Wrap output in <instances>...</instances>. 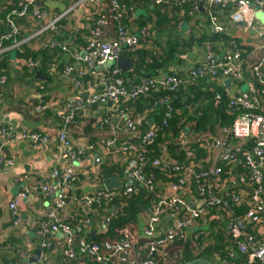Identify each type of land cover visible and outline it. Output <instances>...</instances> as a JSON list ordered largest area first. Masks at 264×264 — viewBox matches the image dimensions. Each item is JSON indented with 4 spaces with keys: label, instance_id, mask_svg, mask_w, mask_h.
I'll return each instance as SVG.
<instances>
[{
    "label": "built area",
    "instance_id": "built-area-1",
    "mask_svg": "<svg viewBox=\"0 0 264 264\" xmlns=\"http://www.w3.org/2000/svg\"><path fill=\"white\" fill-rule=\"evenodd\" d=\"M188 1L190 0H153L150 9H153V6L161 8L162 11L173 7L180 8ZM191 1L193 2L188 10V16H196L200 8L208 9L207 29L213 35L224 34V25L218 14L211 12V9H221L230 2L234 3L236 11L232 14L231 20L241 24L244 30L253 29L252 21L256 10L264 12V0ZM77 8H83L85 16L94 22L88 29L89 38L86 47L83 50H70L66 44L55 40L49 47L60 48L72 61L71 64L67 62L63 66L64 74L77 72L79 77L92 75L98 78L100 89L78 101L68 102L62 109L57 110L60 128L54 141L61 147L63 165L53 168L47 180L41 185L25 186L17 199L9 202L8 211L12 226L16 228L22 224L18 210L19 201L35 192L48 200V206L40 213L37 223V236L40 238L38 248L42 249L41 262L57 264L51 256L48 257L50 260H47L43 256V250L54 254L56 250L52 249V244L46 239L50 235H58L59 254L62 260L68 263L82 264L85 259L89 264H160L166 261L174 262L176 257L171 255L174 250L173 244L185 241L188 230L197 226L198 221L207 215V207H217L226 213L224 221L226 230L235 241L238 252L247 255L249 264H264V246L256 245L253 236L247 232L248 226L256 228L264 223V115L259 114L264 113V32L258 34L262 40L259 47L262 56L250 69V80L244 79L245 63L240 51H229L221 56L207 51L204 57L196 62H189L186 55H181L182 64L176 66L178 68L174 71L170 70L172 74H158L126 86L121 77L122 71L115 65L116 60L123 49L133 50L142 43L151 46L153 37L149 33V28H130L122 24L125 18L131 22L136 16L134 7L128 8L127 11L119 0H78L64 14ZM61 17L46 23L33 36L23 37L18 25L19 19H29L33 22L45 21L47 18V14L35 5V0H25L19 9L12 10L5 17L4 25L7 33L0 38V60L5 50L2 47L3 42L11 43L9 49H19L32 37L47 31L55 33ZM183 25L184 23L180 22L176 27L177 30H184ZM185 30L186 36H189L196 29L192 28V24H188ZM19 36L21 39L17 40ZM82 53H84L83 57ZM25 63L30 69L39 67L38 61L28 60ZM57 65L53 63L51 68L55 70ZM99 69L103 71L98 73ZM206 78L222 84L226 80L246 83L244 91L227 94L228 105L231 108L241 109L243 113L234 119L229 128L218 129L215 138L210 134L193 136L187 134L185 130L181 131L172 141L168 140L160 145L157 158L150 159L148 148L155 142L158 134L167 127L168 121L175 112L173 100L168 96L158 98L153 101L148 113L138 117H131L130 114L120 110L118 105L142 96L150 97L152 93L159 91L175 92L180 86ZM6 82L7 77L0 68V102L3 98L1 89ZM215 99L218 102L221 97L217 95ZM107 105H111L110 112L121 119V131L127 134L125 135L129 142L117 146L115 141H108L98 147L106 157L112 155L114 149L115 152L120 151L129 160L123 173L125 181L123 194H132L135 186L138 185L147 191H153L154 173L146 174L148 167L161 173H174L182 177L176 182L165 184L157 202L146 215L141 216L137 229L124 228L120 230L118 240L104 241L101 246H97L86 243L83 237L76 238L74 230L66 221L70 214L77 215L82 218L86 228L91 227L95 208L101 209L104 201L113 202L121 193L118 189L107 191L103 188L87 195L71 194L80 172L83 173L87 183L97 176L98 171L92 168V161L87 155V152L97 146L88 143L75 144L68 129L74 123L78 111L92 106ZM160 107L164 112L161 124L157 126L153 124L150 116ZM45 109L46 106L34 108L36 111ZM146 120L148 123L150 121L149 128L140 134ZM108 122L104 119L99 126ZM0 136L4 141L27 140L33 144H46L51 141L47 134L26 130L15 132L7 127L0 128ZM136 137L139 138V144L131 142ZM192 142L199 144V147L206 152L207 158L208 154L211 157L208 172L196 173L200 165L191 161ZM171 144H177L184 152L185 163H179L170 156ZM238 156L243 159L246 173H235L226 178L222 184L215 183V180L201 182L207 174L215 179L219 178L222 168L234 172ZM6 163L10 165L12 162L8 160ZM199 163L201 164V161ZM192 178H195L198 184L195 189L196 196L190 189ZM243 203L246 206L245 212L236 216L235 209ZM107 223L108 219L101 215L97 229L105 230ZM26 263L24 259L21 264Z\"/></svg>",
    "mask_w": 264,
    "mask_h": 264
},
{
    "label": "trees",
    "instance_id": "trees-1",
    "mask_svg": "<svg viewBox=\"0 0 264 264\" xmlns=\"http://www.w3.org/2000/svg\"><path fill=\"white\" fill-rule=\"evenodd\" d=\"M73 3L78 0H71ZM121 4L126 8L137 7L135 5L139 4V0H119ZM193 1H188L182 7L162 11L161 8L150 9V7H145V14L138 16L134 21L129 22L128 18L122 21V24L127 25L130 28H142L148 27L152 41L154 45L146 46L142 43L138 48L133 50L123 49L120 52L124 58H129L132 60L131 71L122 73L121 77L124 80L126 86H131L140 82L141 79L155 77L158 74H172L170 68L178 66L181 55H187L189 52L194 50L195 47L201 48L203 50H209V52L217 55L219 52L217 45L220 43L226 44L229 41L224 34L213 35L207 30L208 25V9H203L198 11L196 16H188V10L191 8ZM25 3V0H9L8 4H5L0 10V32L1 34H6L7 29L4 25L5 17L12 11L19 9V7ZM38 3L37 1L35 2ZM135 3V4H134ZM35 4V5H36ZM134 4V6H132ZM37 6V5H36ZM144 6V5H143ZM38 7V6H37ZM235 7L234 3H228L225 7L219 9H211V12H216L218 16L228 15L233 11ZM220 10V11H219ZM183 22L186 25L192 24V33L187 37L176 35L177 25ZM93 21H90V25H93ZM165 34V41L157 42L154 37L156 34ZM59 34V33H58ZM154 35V36H153ZM150 37V38H151ZM52 38L55 41L63 43L64 41L57 35V32L52 33ZM89 38V31L83 29L78 32L74 37L72 36V43L81 46L84 49L87 45ZM20 40L21 37H17ZM5 46L11 45L10 42H5ZM236 50L240 51L239 46L236 45ZM241 52V51H240ZM19 58L25 61L32 60L38 61L39 67L31 69L30 77L34 78L36 73L46 74V71L53 63L58 64L55 71L62 72L63 66L72 61L69 59L68 55L64 54L60 48L46 47L39 51L38 53H33L27 50L25 47H21L19 52L16 53ZM245 54H242V59ZM6 62L3 56L0 60V68L4 70ZM4 67V68H3ZM47 75V74H46ZM85 78V79H84ZM87 80L91 82L89 76H84L80 78L81 80ZM202 79L194 82H190L188 85L180 86L175 92L169 91H159L152 93L150 97H139L136 99L128 100L125 103H120L118 108L125 113L130 114L131 117H138L148 113L153 101L158 98L168 96L173 100V117L168 121L167 127L158 134L157 139L148 148V157L150 159H155L158 157L159 147L166 141H172L176 138L181 131H187V134L195 135H205L210 134L214 138L216 137L218 129L229 128L232 125L234 119L243 113L239 108H231L228 105L227 89L218 81ZM259 89V87H257ZM221 97L220 101H216V96ZM163 108H159L150 118L153 120V124L159 126L163 118ZM259 113V112H257ZM259 114L264 115L263 112ZM106 126V125H105ZM92 127V125H91ZM98 128V124L95 128ZM94 128V126H93ZM149 128V123L147 120L143 124L140 134L144 130ZM200 136V135H199ZM128 141L119 143L118 145H124ZM133 144H139V138L136 137L131 141ZM117 145V144H116ZM117 145V146H118ZM190 150L192 151L191 161L196 165H200L196 169V173H204L209 171L210 163L207 161L206 152L199 147L197 142H192L190 144ZM170 156L179 163H185V154L180 150L177 144H171L169 147ZM117 159H112L108 156V160L98 167V174L96 176L97 180L101 182L104 178L115 177L121 184V188L118 192L121 195L115 199L113 202H105L103 204L102 216L108 219V223L105 230H99L95 227L86 228L82 222V218L79 216H74L68 219L66 222L74 230V236L76 238L83 237L86 243L101 246L104 241H116L119 237L120 230L124 228L137 229L140 225L141 216L146 215L148 211L157 202L158 196L163 192L165 184L169 182H176L182 176L178 174H166L161 173L159 170L147 168L146 174L150 172L154 173V189L153 191H147L141 186H135L134 192L132 194H123L124 190V168L128 163L126 156L120 151L115 152ZM107 158V157H106ZM199 161H203L201 164ZM204 162H206L204 164ZM199 163V164H198ZM237 165L234 172H229L228 168H222V173L219 178H214L209 174L206 175L201 182H211L215 180V183L222 184V182L233 176L235 173L242 174L246 173L244 168V162L241 156H238ZM223 167V166H221ZM264 176V171H263ZM195 178L190 180V189L195 194V189L197 183ZM245 203L241 204L235 209V215L240 216L245 212ZM207 215L203 218L210 223V230L204 232L197 238L191 240L185 239L184 242H175L173 244L174 250L171 252L172 256H175V261L161 262L160 264H184L194 260H203L210 264H249L248 257L245 254L238 252L235 241L227 233L226 227L223 226L225 221V211L217 207H207ZM218 216L217 219L211 220V216ZM203 219H200L198 223H201ZM264 223L260 224L259 227H263ZM214 228H220L221 230L214 231ZM94 235L89 238L90 233ZM248 233H254V228L248 226ZM255 235V234H253ZM10 244H15L14 240ZM4 246L0 245V264H21L23 260L16 259L15 257L3 256L1 251ZM13 250H19L20 246L15 245L12 247ZM46 251V257L52 256L48 250ZM60 254L55 256L54 261L57 264H78V262H70L62 260ZM48 261H43L41 264H47ZM27 264V263H26ZM82 264H89L87 260L84 259Z\"/></svg>",
    "mask_w": 264,
    "mask_h": 264
},
{
    "label": "crops",
    "instance_id": "crops-1",
    "mask_svg": "<svg viewBox=\"0 0 264 264\" xmlns=\"http://www.w3.org/2000/svg\"><path fill=\"white\" fill-rule=\"evenodd\" d=\"M8 3L9 0H0V10ZM152 3L153 0H139V4L135 5L137 7L134 8L136 18L140 16L137 15L138 10L145 11V7H150ZM36 5L47 14V18L45 21L33 22L29 19H19L18 25L21 28L20 31L23 37L33 36L46 23L57 17H61L73 5V1L38 0ZM154 8L156 7L153 6ZM200 11H202V8H200ZM235 11L236 6L228 15H222L219 12V18L224 25V35L229 38V41L226 44L213 45V47L218 46L219 52L216 56H221L226 52L236 50V45L239 46L242 54H245V56L243 55L245 63L244 79L247 81L251 78L250 69L259 62L262 56V51L259 49L262 40L258 37V34L264 32V12L256 10L252 21L253 29L244 30L241 24H236L231 20V16ZM84 13L83 8H77L68 14H64L58 21L57 35L60 36L64 41L63 43L70 50H83L81 46L72 43L71 40H73L72 36L74 37L83 29L88 30L91 26V18L86 17ZM175 33L183 38L188 37L185 34V29L178 31L176 28ZM1 37L2 34L0 32ZM154 39L157 42H163L166 37L165 34L159 33L156 34ZM52 41V33L47 31L39 36L32 37L23 47L33 53H38L42 49L49 47ZM4 44L5 42L2 43V47L5 49L3 59L6 65L5 68L3 67V73L7 77V82L1 89L3 98L0 102V128L7 127L15 132L26 130L47 134L51 139L46 144H33L27 140L4 141L0 136V245L4 246L1 253L3 256L23 260L32 257L34 251L38 248L40 238L37 236V223L40 219V213L45 211L48 206V200L35 192L30 194L26 199L20 200L18 210L22 224L16 228L11 224L8 204L17 199L25 186L41 185L47 180L48 174L53 168H59L63 165L61 147L54 141V137L60 128V120L56 112L58 109H62L68 102L78 101V99L84 96L99 91L100 85L98 78L92 75L87 74L91 82L83 79L80 81L82 77H79L77 72L66 75L63 72L53 70L51 67L46 71L47 75L39 74L32 78L30 77L31 69L26 67V61L16 56L20 48L9 49ZM154 44V41H152L151 45L153 46ZM207 51L209 50L195 47L186 57L189 62H196L202 59ZM178 67H172L170 70L174 71ZM102 71L103 69H99L97 72L101 73ZM245 86L246 83L232 82L226 87L227 93L235 94L238 91H244ZM39 106H46V109L43 111L34 110L35 107ZM110 108L112 106L107 105L104 107L92 106L80 110L75 115L74 123L68 129L75 144L88 143L97 146L90 152H87L92 161V168H95L97 171L98 167L108 160V156L106 158L98 147L99 145L108 141H115L117 145L128 141L121 131V119L111 113ZM104 119L109 121L106 123V127L103 129L105 125H98L99 127L95 128ZM112 152L110 156L114 159L116 156L115 150L113 149ZM95 155L101 161L97 165H94ZM207 159V162L212 161L209 154ZM8 160L12 162L10 165L6 163ZM84 179L83 173L80 172L74 184V189L71 192L72 195H87L103 189V180L99 182L94 177L90 180V183H87ZM102 211V208L99 210L95 208L92 216V227L97 228ZM74 216L70 214L69 219ZM217 218L218 216L215 215L211 216L210 219ZM209 224L206 218L203 219L197 226L188 230L186 239L191 240L207 232L210 230ZM223 226L226 227V224L223 223ZM218 229L221 230L220 228H214V231ZM253 234L251 233L256 245L264 246V226L257 228L256 233L254 228ZM59 238L58 235H50L46 239L52 244V249L56 250L54 254H51L53 260L59 254ZM13 240L15 244H10ZM15 245L20 246L19 250H13L12 247H15ZM45 253L44 249L43 256L48 260L49 258L48 256L46 257ZM41 260L36 264H40Z\"/></svg>",
    "mask_w": 264,
    "mask_h": 264
},
{
    "label": "water",
    "instance_id": "water-1",
    "mask_svg": "<svg viewBox=\"0 0 264 264\" xmlns=\"http://www.w3.org/2000/svg\"><path fill=\"white\" fill-rule=\"evenodd\" d=\"M201 6V4H200ZM264 41V39H263ZM82 57L84 56V53H82L81 55ZM115 65L122 71V73H126L128 71H131L132 68V60L129 58H124L122 55H119ZM36 75H39V72L36 73ZM37 78V77H36ZM209 81V80H208ZM232 83L231 80H226L224 81L223 85L225 87H228V85H230ZM150 123V121H149ZM100 159L98 158L97 155L94 156V165H97L98 163H100ZM103 188L107 191L112 190V189H120L121 188V184L117 181V179L115 177H108V178H104L103 179ZM94 235V233H90L88 235L89 238H91ZM42 257V249L41 248H37L34 251V254L32 257L26 259L27 264H36L39 262V260ZM184 264H210L206 261L203 260H194V261H190Z\"/></svg>",
    "mask_w": 264,
    "mask_h": 264
},
{
    "label": "rangeland",
    "instance_id": "rangeland-1",
    "mask_svg": "<svg viewBox=\"0 0 264 264\" xmlns=\"http://www.w3.org/2000/svg\"><path fill=\"white\" fill-rule=\"evenodd\" d=\"M36 1L38 2V0H35V2H36ZM38 8H39V7H38ZM143 14H145V11H143V10H138V11H137V15H143ZM186 27H187V25L184 23V25H183V29H186ZM40 29H41V28H40ZM40 29H39V30H40ZM181 64H182V62H181L179 65H181ZM98 125H99V124H98ZM105 125H106V124H105ZM103 126H104V125H103ZM105 127H106V126H104L103 129H104ZM123 134H124V133H123ZM125 134H126V133H125ZM125 134H124V135H125ZM126 135H127V134H126ZM126 135H125V136H126ZM199 135H200V136H203V135H201V134H199ZM117 158H118V156H115V157H114V160L117 159Z\"/></svg>",
    "mask_w": 264,
    "mask_h": 264
}]
</instances>
